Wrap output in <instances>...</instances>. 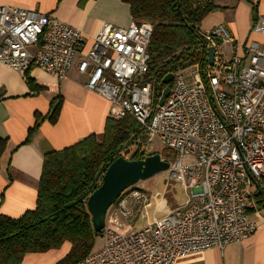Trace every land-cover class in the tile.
<instances>
[{
  "label": "built area",
  "instance_id": "built-area-1",
  "mask_svg": "<svg viewBox=\"0 0 264 264\" xmlns=\"http://www.w3.org/2000/svg\"><path fill=\"white\" fill-rule=\"evenodd\" d=\"M209 2L192 0L195 7ZM151 31L148 21L104 22L83 51L85 38L75 27L34 9L0 5V63L22 72L37 66L60 78L83 52L77 69L87 74L85 87L109 101L108 117L131 116L148 140L174 154L165 171L187 192L161 215L158 201L134 230L119 232L104 221L101 246L73 264H173L191 252L240 242L257 228V200L264 203V12L249 28L260 39H248L227 61L214 52L202 72L198 64L177 69L163 103L158 95L153 107V84L145 79ZM201 35L209 45L217 39L235 45L221 24ZM115 203L129 220L152 205L151 195L136 186Z\"/></svg>",
  "mask_w": 264,
  "mask_h": 264
},
{
  "label": "crops",
  "instance_id": "crops-1",
  "mask_svg": "<svg viewBox=\"0 0 264 264\" xmlns=\"http://www.w3.org/2000/svg\"><path fill=\"white\" fill-rule=\"evenodd\" d=\"M209 3L215 8L200 22L199 30L221 24L235 39L233 48L227 44V57H222L214 46L218 59L227 61L234 52H241L242 43L250 38L260 39L249 28L255 16L264 12V0H210ZM2 4L34 9L75 27L84 35L83 51L90 46L92 36L102 23L125 26L131 20L128 5L120 0H86L82 5L79 0H0ZM82 55L81 51L76 54L68 73L60 78L37 66L22 72L0 63V137L6 139L0 157V214L16 218L34 208L44 154L67 147L88 134L101 137L110 103L85 87L87 74L77 69ZM27 76L33 81L32 87L26 81ZM53 98H56L53 104L57 99L60 101L54 121L48 118ZM36 115L41 119L25 142ZM177 185L164 172L144 179L138 186L151 195L152 205L143 214L138 209L135 219L129 221L118 214L116 204H111L105 214V224L127 232L141 227L153 215L152 206L158 201L161 208L156 211L157 215L178 207L181 203L177 201L185 197ZM254 220L257 228L242 241L191 252L177 257L173 264H264V210ZM69 248L70 244L64 242L45 252H28L20 264H56Z\"/></svg>",
  "mask_w": 264,
  "mask_h": 264
},
{
  "label": "trees",
  "instance_id": "trees-1",
  "mask_svg": "<svg viewBox=\"0 0 264 264\" xmlns=\"http://www.w3.org/2000/svg\"><path fill=\"white\" fill-rule=\"evenodd\" d=\"M85 1L79 0V5ZM120 1L128 5L132 20L152 24L145 79L153 84V107L166 85L162 82L165 74L190 64H198L201 72L207 67L209 44L198 26L215 6L207 3L195 7L192 0H178V6L177 0ZM26 81L32 87L29 76ZM51 100L48 118L54 121L60 101L57 99L53 104L56 98ZM40 119V115L35 116L25 142ZM144 142V131L131 116L107 117L100 138L88 134L67 147L44 154L34 208L16 218L0 214V264H20L25 253L45 252L64 242L70 248L56 264H73L91 253L102 230H94L86 199L100 184L103 171L113 159L118 156L136 159L151 154L145 153ZM5 147L6 139L0 137V157ZM173 158L170 151L164 154L168 162ZM257 203L263 210L264 203L259 200Z\"/></svg>",
  "mask_w": 264,
  "mask_h": 264
},
{
  "label": "water",
  "instance_id": "water-1",
  "mask_svg": "<svg viewBox=\"0 0 264 264\" xmlns=\"http://www.w3.org/2000/svg\"><path fill=\"white\" fill-rule=\"evenodd\" d=\"M178 6V0H177ZM216 41L220 42L219 39ZM214 46L208 45L206 50L207 64H211L214 57ZM173 73L164 75L162 82L166 84L162 89L158 104H162L168 94L169 82ZM168 168V162L163 160L158 153L146 155L143 158L130 159L118 156L113 159L101 175L100 184L88 195L86 207L90 213L92 225L95 231L104 227L105 214L108 207L127 188L140 180L149 178Z\"/></svg>",
  "mask_w": 264,
  "mask_h": 264
},
{
  "label": "rangeland",
  "instance_id": "rangeland-1",
  "mask_svg": "<svg viewBox=\"0 0 264 264\" xmlns=\"http://www.w3.org/2000/svg\"><path fill=\"white\" fill-rule=\"evenodd\" d=\"M132 20V19H131ZM135 21V20H134ZM143 21H147V20H143ZM138 22H140V21H138ZM149 22V21H148ZM215 44V47H216V50H217V52L222 56V57H227L228 55H229V53H228V51H229V46L225 43V42H217V43H214ZM215 49V48H214ZM143 149H144V151H145V153H158L159 155H160V157L161 158H163V160H164V154L166 153V152H168V151H170V150H168L167 148H164V147H162V146H160L158 143H157V140L156 139H153V140H148L147 138H146V136H145V142H144V144H143ZM171 152V151H170ZM151 153V154H152ZM149 155V154H148ZM125 158H128V157H125ZM191 159H193V157H191V156H189V157H187V158H184L183 160H182V162H187V161H189V160H191ZM165 161H167L166 159H165ZM168 162V161H167ZM164 173H166V171H163ZM163 172H161V173H163ZM167 174V173H166ZM168 175V174H167ZM143 180H140V181H138L136 184H134L133 186H136V187H138L139 188V186H138V184H141V182H142ZM173 181V180H172ZM175 184H177V183H175ZM178 186V185H177ZM178 187H180V186H178ZM143 190V189H142ZM144 191V190H143ZM146 192V191H145ZM147 193V192H146ZM148 194V193H147ZM186 194H187V192L185 191V193H183V196L185 195L186 196ZM149 195V194H148ZM117 200V199H116ZM183 200H184V198H183ZM183 200H179L180 202H178L177 201V203H182V201ZM113 204H116V203H112V205ZM172 208H170V210H171ZM139 213H142V211L141 212H139ZM137 214V213H136ZM136 214H135V216L132 218V219H127V220H129V221H133L134 219H135V217H136ZM100 239H101V237L99 238V236H98V238H97V241H96V243H95V248H97V247H99L100 246ZM97 243H99L98 245H97Z\"/></svg>",
  "mask_w": 264,
  "mask_h": 264
}]
</instances>
